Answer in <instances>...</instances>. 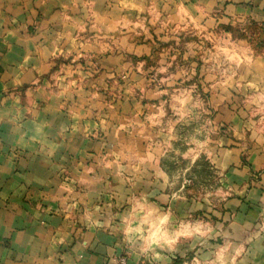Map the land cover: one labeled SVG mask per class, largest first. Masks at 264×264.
<instances>
[{
    "label": "crops",
    "instance_id": "crops-1",
    "mask_svg": "<svg viewBox=\"0 0 264 264\" xmlns=\"http://www.w3.org/2000/svg\"><path fill=\"white\" fill-rule=\"evenodd\" d=\"M254 23L264 0H0V264H264Z\"/></svg>",
    "mask_w": 264,
    "mask_h": 264
},
{
    "label": "rangeland",
    "instance_id": "rangeland-1",
    "mask_svg": "<svg viewBox=\"0 0 264 264\" xmlns=\"http://www.w3.org/2000/svg\"><path fill=\"white\" fill-rule=\"evenodd\" d=\"M252 33L254 34V35H252ZM261 33V34H260ZM187 34H189L190 35V33L188 32ZM260 34V36H261V38H264V30L263 31H261V32H259V31H257L256 30V32H255V29H253V28H249L248 30H247V35L249 36V37H251V46H253V47H255V43H256V39H257V37H258V35ZM185 52L186 53H191L192 51H193V47H194V45H193V40H192V38L189 36L186 40H185ZM255 48H257V47H255ZM262 50H264V43L262 44V46H260V47H258L257 48V52H260V51H262ZM218 190V188L216 189V191Z\"/></svg>",
    "mask_w": 264,
    "mask_h": 264
},
{
    "label": "trees",
    "instance_id": "trees-1",
    "mask_svg": "<svg viewBox=\"0 0 264 264\" xmlns=\"http://www.w3.org/2000/svg\"><path fill=\"white\" fill-rule=\"evenodd\" d=\"M264 27V26H262ZM262 27H256L255 26V23L254 24H250V26L248 28H246V30H248L249 28H253L255 29V32L256 30L261 32L264 30V28ZM243 28H230V29H227L232 35L233 37H236V38H242L243 34H241V31H242ZM261 34V33H260ZM260 34L258 35L257 39H256V43H255V47H260L262 46V44L264 43V38H261ZM252 35H254L252 33Z\"/></svg>",
    "mask_w": 264,
    "mask_h": 264
},
{
    "label": "built area",
    "instance_id": "built-area-1",
    "mask_svg": "<svg viewBox=\"0 0 264 264\" xmlns=\"http://www.w3.org/2000/svg\"><path fill=\"white\" fill-rule=\"evenodd\" d=\"M119 264H126L124 259L119 260Z\"/></svg>",
    "mask_w": 264,
    "mask_h": 264
}]
</instances>
